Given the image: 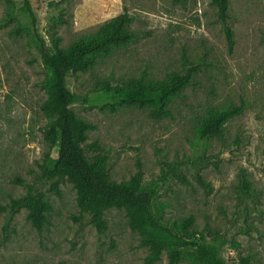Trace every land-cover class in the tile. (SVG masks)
Masks as SVG:
<instances>
[{
    "label": "rangeland",
    "instance_id": "obj_1",
    "mask_svg": "<svg viewBox=\"0 0 264 264\" xmlns=\"http://www.w3.org/2000/svg\"><path fill=\"white\" fill-rule=\"evenodd\" d=\"M27 1L34 17L25 0H0V206L31 185L46 194L53 211L42 231L25 209L0 211V264H142L148 254L124 210H108L109 228L100 234L88 214L77 219L73 184L63 180L58 195L41 167L51 150L41 105L52 75L35 33L51 47L58 37L66 49L125 11L134 19L129 29L136 39L100 58L92 71L67 79L78 97L72 110L95 126L86 154L107 155L117 182L141 170L145 184L158 186L154 206L165 220L193 216L195 228L226 240L225 255L235 264L246 256L264 264V0H230L232 51L211 0ZM191 67L199 68L194 83L160 120L150 117V108L115 109L111 94L96 91L104 82L131 79L156 85ZM242 103L222 139H199L210 111ZM93 143L103 151L92 149ZM168 163L184 178L169 174ZM243 172L251 183L247 193L241 190ZM157 264H169L166 253Z\"/></svg>",
    "mask_w": 264,
    "mask_h": 264
},
{
    "label": "trees",
    "instance_id": "obj_2",
    "mask_svg": "<svg viewBox=\"0 0 264 264\" xmlns=\"http://www.w3.org/2000/svg\"><path fill=\"white\" fill-rule=\"evenodd\" d=\"M25 3L31 17H34L28 1L25 0ZM211 4L217 9L229 50L232 51L235 39L234 30L228 25L230 0H211ZM133 20L125 11L106 22L95 35L74 42L66 49L59 46L58 37L51 47L35 33L44 65L52 75L46 85L47 98L41 105L47 119L42 131L51 146L41 165L44 177L53 182L52 189L58 195L63 180L73 184L80 212L77 219L88 214L100 234H105L109 228L106 212L112 208L124 210L130 229L140 236L141 245L148 250L142 264H157L165 253L169 264H235L225 255L226 240L217 232L206 229L207 235L212 238L209 240L205 230L195 228L193 216L182 218L180 222L165 220L154 206L158 186L145 184L141 170L129 180L117 182L111 178L107 155L99 152L90 158L84 150L89 133L95 126L79 118L72 110L71 106L78 97L69 89L67 79L71 74L92 71L100 58L133 42L136 35L129 29ZM198 70V67H191L185 73L173 74L156 85H147L142 79H131L116 85L104 82L96 91L111 94L115 99L111 106L115 109L116 106L150 108V117L160 120L170 116L168 107L171 101L194 83ZM243 110V103L221 110L213 109L198 130L199 139H222L226 124ZM90 147L103 151L97 143ZM166 168L169 174L184 178L178 166L168 163ZM240 178L241 190L247 193L251 183L244 172ZM199 179L208 186L203 177ZM26 187L25 195L0 206V211L16 214L25 209L31 224L42 231L49 224L53 205L43 191L31 185ZM233 245L236 246V243ZM252 260V256L242 257L241 264H252Z\"/></svg>",
    "mask_w": 264,
    "mask_h": 264
}]
</instances>
